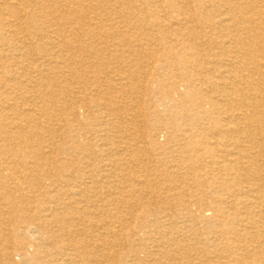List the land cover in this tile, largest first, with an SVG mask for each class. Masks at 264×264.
Instances as JSON below:
<instances>
[{
    "label": "bare ground",
    "instance_id": "bare-ground-1",
    "mask_svg": "<svg viewBox=\"0 0 264 264\" xmlns=\"http://www.w3.org/2000/svg\"><path fill=\"white\" fill-rule=\"evenodd\" d=\"M14 256L264 264V0H0Z\"/></svg>",
    "mask_w": 264,
    "mask_h": 264
},
{
    "label": "rangeland",
    "instance_id": "rangeland-1",
    "mask_svg": "<svg viewBox=\"0 0 264 264\" xmlns=\"http://www.w3.org/2000/svg\"><path fill=\"white\" fill-rule=\"evenodd\" d=\"M66 75V74H65ZM56 77H58V78H61L62 77V74L60 73V74H58V75H56ZM152 101V100H151ZM88 124V126L91 124V123H87ZM77 136V135H76ZM79 139V138H78ZM64 141H66V142H68L69 141V139H68V136L66 137V134L64 133L62 136H61V142H64ZM58 157L59 158H62L63 157V155L62 154H60V155H58ZM27 197L25 198L26 200H28L29 198H28V196L30 197L31 195H26ZM31 198V197H30ZM44 198V197H43ZM14 230L16 231V229L14 228ZM34 237H35V235L34 236H32L31 234L30 235H27L26 237H25V239H22V240H27V241H31V242H33V244H34V248L32 249V247H30V252H31V254H35V253H38V252H42V251H45L46 250V247H47V241H37V242H35L34 241ZM12 239H14V238H12ZM12 245H17V240L16 239H14V243H12ZM37 258L39 259H43L44 257H41V255L38 253V256H37ZM47 260V259H46ZM13 263L14 264H28L29 262H24V260L23 259H21L20 257H18V256H14L13 257Z\"/></svg>",
    "mask_w": 264,
    "mask_h": 264
}]
</instances>
